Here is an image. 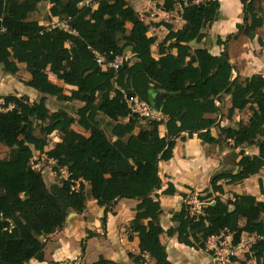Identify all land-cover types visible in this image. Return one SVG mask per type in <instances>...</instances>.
<instances>
[{
    "label": "trees",
    "instance_id": "obj_1",
    "mask_svg": "<svg viewBox=\"0 0 264 264\" xmlns=\"http://www.w3.org/2000/svg\"><path fill=\"white\" fill-rule=\"evenodd\" d=\"M88 1L0 0V66L11 75L23 66L31 76L25 85L44 96L33 103L25 96H6L0 104V146L8 150V156L0 158V264L43 262L44 239L63 228L69 215L83 214L88 200L103 210V232L107 215L118 201L139 202L129 226V233L139 240V254H128L133 264H172L159 239L164 233L188 248L207 251V240L226 231L233 234V246L246 237L261 238L250 246L242 264H264V202L246 194L222 200L223 185H239L264 168V76L234 77L227 52L231 39H253L262 29L264 0H239L242 24L225 41L217 39L216 45L223 48L219 55L198 47L217 19L218 0L200 4L163 0V11L181 7L184 26L173 31L167 24L157 25L168 31L157 45V59L151 51L156 38L149 37V26L126 0H95V8L80 6ZM45 3L51 4L49 21L69 19V32L29 20ZM259 45L264 47L260 39ZM95 53L105 62L122 57V63L117 70L102 69ZM48 74L74 90L66 95ZM47 97L82 106L76 117L65 110L50 113ZM125 97L137 98L153 109L160 100L156 110L164 120L133 117ZM222 97L230 102L227 117L247 111V122L240 121L236 128L221 126L215 116L221 115ZM143 126L148 127L147 142L133 133ZM213 128L219 132L217 138L211 135ZM55 134L60 141L47 150L48 138ZM194 136L222 150L232 142L234 168L211 177L209 190L198 197L205 204L203 215L190 217L184 204L172 215L174 226L165 232L159 223L158 165L172 159L177 139L184 142ZM242 147H255L258 153L247 156L242 149L234 153ZM35 154L52 161V172L58 176L64 171L67 179L48 187L42 171L32 167ZM77 182L78 189L72 192ZM174 194L168 184L163 195ZM86 234V239L99 236ZM92 264L116 263L100 256Z\"/></svg>",
    "mask_w": 264,
    "mask_h": 264
},
{
    "label": "crops",
    "instance_id": "obj_2",
    "mask_svg": "<svg viewBox=\"0 0 264 264\" xmlns=\"http://www.w3.org/2000/svg\"><path fill=\"white\" fill-rule=\"evenodd\" d=\"M17 1L23 2L25 0ZM126 1L129 6L139 14L143 21L149 20L155 23L153 29L157 31L159 35L158 39L155 37V33H148L149 37L156 38V44L153 47H157L168 34L164 26H157V24H167L172 27L173 31L180 30L184 26V21L181 18L182 9L179 5H177L173 11L166 12L161 9L163 0ZM95 2L96 1L90 0L80 6L91 5L95 8ZM218 2L220 4V9L217 19L210 29L207 30L208 33L205 31L206 37L198 45L199 48L207 49L212 55H219L223 51L221 46H216V44L214 46V37H216V41L217 39L225 41L227 36L236 34V25L242 24L243 18L242 5L239 0H218ZM50 7V3L40 4L37 10L29 15V20L36 21L46 26L51 23V21L58 19L51 18V20L46 23L42 21V16H49ZM145 12L149 14V17L144 15ZM145 24L148 25L149 23ZM155 27H158V29ZM259 39L264 42V25L262 29L257 31L253 39L239 36L236 40L231 39V41H229L227 52L230 63L234 67V77L237 74L243 78L251 77L255 74L264 76V47L259 45ZM238 43H241V47L235 52L234 48ZM194 45L195 44L191 46ZM126 50L130 51V48L128 47ZM152 56L155 59L158 58V54ZM237 63L240 65H237ZM257 66H262L263 69H255ZM48 77L56 86L63 89L68 88L69 92L74 90V88L66 86L58 81L53 75L48 74ZM30 79V74L23 66H19V71L15 75L7 73L3 67L0 66V103L2 98L6 96H25L29 99L30 103L38 102L40 98L44 96L25 85ZM111 96H113V93H111ZM49 99L54 98L47 97L45 103H48ZM46 106L48 108L47 104ZM229 107L230 102L227 99V108ZM221 116L222 115H219L218 122H220L221 126H224L223 122L220 120L222 118ZM248 118L249 114L241 118L239 112L236 111L231 117V124L229 127L236 128L240 121L245 123ZM122 121L125 122L126 120ZM73 130L76 132L79 131L75 129V127ZM133 133L141 142L148 141L149 135L147 126L137 128ZM218 133V131H215V128L211 130V135L214 138H217ZM159 134L161 137L164 136L165 129L163 126L159 128ZM55 135L58 143L60 141L59 136L57 134ZM182 137H186V135H182ZM57 143H55V145ZM228 144L229 147L222 150L217 145L203 144L196 136L192 139H186L184 142L177 139L172 159L167 162L159 163L158 174L162 181V188L156 192V194L162 210L159 223L165 232L174 226V223L171 221L172 215L179 212L184 204L187 205L192 197H199L203 192L209 190L210 179L215 173L225 170L226 168L228 169L226 158L232 154L230 150L232 142H228ZM52 148L50 147V149ZM241 149L247 156H253L258 153L255 147H242L234 150V153L237 154ZM236 161H238V159H236ZM50 162L54 165L52 161ZM259 183H261L262 191H260ZM168 184L173 186L175 190L174 195H163V191L167 189ZM52 185H54V183ZM223 189L224 196H222V200L232 198L233 195L246 194L257 198L258 201L264 202V168L258 175L250 177L241 184L223 185ZM138 204L139 202L137 200L118 201L113 208V213L107 215L105 231L103 232L100 224V219L103 217V210L96 206L95 201L88 200L86 202V210L83 214L77 215L73 213L72 218L66 221L63 228L44 239L43 262L40 263L31 260L26 264H92L96 262L100 256L116 264H133L129 260L128 254H139V240L136 234L129 233V226L134 219L136 214L135 209ZM87 231L99 236L86 239ZM128 235L132 236L131 242L128 241ZM159 239L161 244L165 247L168 260L172 264H242L245 261L231 262L229 261L231 259H229L223 263H215L208 251H196L192 248H188L179 244L176 237H168L164 233ZM95 240L98 242V248L94 258L89 259L90 246ZM241 243L242 245L239 251L244 248L246 254L250 246L254 243V238H243ZM82 245L85 248L83 254ZM248 262H246V264H249ZM250 264H255V262L251 261Z\"/></svg>",
    "mask_w": 264,
    "mask_h": 264
},
{
    "label": "built area",
    "instance_id": "obj_3",
    "mask_svg": "<svg viewBox=\"0 0 264 264\" xmlns=\"http://www.w3.org/2000/svg\"><path fill=\"white\" fill-rule=\"evenodd\" d=\"M185 1V0H184ZM195 4H200L198 0H194ZM68 20H60L55 19L51 21V23L46 25L48 29H57L64 32H69ZM95 62L102 69H114L117 70L122 63V57H116L113 62H105V59L99 54L95 53ZM125 104L131 111V115L133 117L147 120L159 122L164 119V116L161 114L160 110L153 109L146 102L140 101L137 98H124ZM2 103V101H1ZM0 103V104H1ZM65 177L63 179H67V173L64 172ZM78 189V182L75 183L73 187H71V191L74 192ZM188 213L189 216L198 219L199 216L203 215V207L204 203L199 200L197 196L192 197L188 202ZM261 238H254V242L256 240H260ZM233 234L229 232H222L219 236L211 237L206 242V249L211 253L213 261L215 263H223L231 259V256H235L236 253L241 248L242 243L237 246H233L232 244ZM230 257V258H229Z\"/></svg>",
    "mask_w": 264,
    "mask_h": 264
},
{
    "label": "rangeland",
    "instance_id": "obj_4",
    "mask_svg": "<svg viewBox=\"0 0 264 264\" xmlns=\"http://www.w3.org/2000/svg\"><path fill=\"white\" fill-rule=\"evenodd\" d=\"M95 1V0H93ZM199 3H203L204 1L206 0H198ZM263 10H264V3H263ZM146 11V10H145ZM144 15L146 17H149V14L147 12L144 13ZM42 21L43 22H47L49 21L48 17L46 16H42ZM40 20H41V17H40ZM264 20V18H263ZM145 23H149L148 26H149V34L151 33H155V37L158 39V34H157V31H155L154 28V25L155 23L154 22H150L149 20L147 21H144ZM158 25V24H157ZM156 29H158V27H155ZM162 31V30H160ZM208 33V31H207ZM162 37V36H160ZM121 45H123V41L120 42ZM216 44V37H214V46ZM217 46V45H216ZM239 47H241V43H238L236 45V47L234 48V51H238ZM127 49V48H126ZM124 50V55L127 57L129 56V50ZM152 55H157V47H152ZM237 65H240L239 63H237ZM261 68L263 69L262 66H257V68L255 67V69H260ZM234 75V73H233ZM65 90V94L66 95H69V89L68 88H64ZM222 103H220V109H221V121L223 122L224 126H230V122H231V118H228L227 116V112H228V108H227V100L225 97H222ZM48 105V109L50 111V113H53V112H56L58 110H65L68 112V114H70L71 116L73 117H76V111L78 108H80L82 105L80 103H63V102H59L57 101L56 99H49L48 103H46ZM248 112L247 111H244L242 113H239L240 117H246L248 116ZM218 117L219 115L215 116V118L218 120ZM75 127V129L79 130L78 127L76 125L73 126V128ZM215 131H218L216 128H215ZM36 134H38V130L36 131ZM48 142H49V145L47 147V150L50 149V147H54L55 143H57V138H56V135H53V136H50L48 138ZM8 156V150L4 147V146H0V158H6ZM227 161L226 163L228 164V169H233L234 168V158L232 157V154H230V156H228V158H226ZM32 167L35 169V170H41L43 172V176H44V180H45V183L46 185L49 187L51 186L53 183L55 185H59L62 181H63V177H65V174H64V171H61L59 172L58 176L52 172V167H53V164L48 161L44 156H41V155H38V154H35L34 155V158L32 160ZM227 169V168H226ZM230 199V198H228ZM227 199H225L224 201H226ZM72 218V216L68 217L67 220H70ZM102 230V229H101ZM254 238V237H253ZM248 242V241H247ZM98 248V242L97 240H95L94 242H92L91 246H90V250H89V259H92L94 258L95 254H96V250ZM247 248V247H246ZM92 249V251H91ZM245 251L244 248L241 249L240 251H238L236 253L235 256H231V258H234L236 259V261H239L241 262L242 260H245ZM230 258V257H229ZM230 261V260H229ZM249 264L251 263L248 262ZM253 263V262H252ZM146 264H150L149 261L146 262Z\"/></svg>",
    "mask_w": 264,
    "mask_h": 264
},
{
    "label": "water",
    "instance_id": "obj_5",
    "mask_svg": "<svg viewBox=\"0 0 264 264\" xmlns=\"http://www.w3.org/2000/svg\"><path fill=\"white\" fill-rule=\"evenodd\" d=\"M193 44H194V42L191 43V45H193ZM159 104H160V100L157 101V103L155 104V108H156V109H159V106H160ZM70 216H72V214L69 215V217H70Z\"/></svg>",
    "mask_w": 264,
    "mask_h": 264
}]
</instances>
